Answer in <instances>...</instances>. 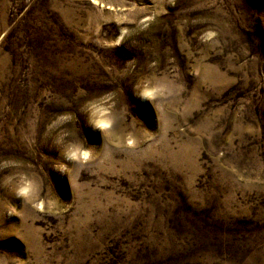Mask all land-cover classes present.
<instances>
[{
  "label": "rangeland",
  "instance_id": "374dc122",
  "mask_svg": "<svg viewBox=\"0 0 264 264\" xmlns=\"http://www.w3.org/2000/svg\"><path fill=\"white\" fill-rule=\"evenodd\" d=\"M149 74L182 86L156 112L132 92ZM106 92L132 150L86 125ZM60 113L98 152L71 187ZM0 160L58 201L0 186L9 264H264V0H0Z\"/></svg>",
  "mask_w": 264,
  "mask_h": 264
},
{
  "label": "clouds",
  "instance_id": "9594fccd",
  "mask_svg": "<svg viewBox=\"0 0 264 264\" xmlns=\"http://www.w3.org/2000/svg\"><path fill=\"white\" fill-rule=\"evenodd\" d=\"M181 90L182 86L168 79L167 76L149 74L137 80L133 85L132 92L141 101L149 102L156 112L164 98L178 94ZM114 95L112 92H106L85 101L80 108L81 113L86 116V125L93 131L99 132L102 140L99 148L105 153L108 151V146L132 150L139 143L135 132L130 130L118 132L116 130L117 116L113 111ZM127 111H129V108ZM133 118L136 119L134 116ZM72 119L73 115L71 113H60L47 126L48 130L56 132L54 143L61 148L60 154L63 156L64 161L54 165L53 170L67 176L70 187L72 168L75 167L78 174L80 170L94 161L98 155L97 147L89 145L86 139H66L70 133L64 130L62 126ZM132 127H134V124ZM57 129L59 131H56ZM145 132L150 131L145 129ZM19 166L16 161L0 160V169ZM0 186L7 187L14 197L23 203L33 205L39 211H44L45 207L49 211L57 209L58 201L56 199L34 203V198L37 194V183L31 175L23 171L12 172L0 178ZM0 264H9L7 255L0 253Z\"/></svg>",
  "mask_w": 264,
  "mask_h": 264
}]
</instances>
